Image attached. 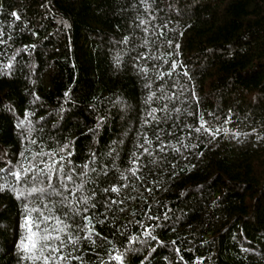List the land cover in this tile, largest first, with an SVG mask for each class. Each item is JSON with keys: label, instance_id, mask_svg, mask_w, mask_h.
<instances>
[{"label": "trees", "instance_id": "1", "mask_svg": "<svg viewBox=\"0 0 264 264\" xmlns=\"http://www.w3.org/2000/svg\"><path fill=\"white\" fill-rule=\"evenodd\" d=\"M53 159L79 191L7 189ZM0 168V264H33L37 207L72 226L60 264H264V0H0Z\"/></svg>", "mask_w": 264, "mask_h": 264}, {"label": "snow or ice", "instance_id": "2", "mask_svg": "<svg viewBox=\"0 0 264 264\" xmlns=\"http://www.w3.org/2000/svg\"><path fill=\"white\" fill-rule=\"evenodd\" d=\"M13 17L19 18L17 16V13L13 12L11 13ZM141 24L144 23L143 20L140 21ZM10 63L7 65H4L5 68H10ZM67 95V93L65 94ZM23 123V122H21ZM204 122H202L201 127H203ZM19 127V125H18ZM197 131H200V129H197ZM204 131H206L209 135H218L219 130H216L213 132L212 129L204 128ZM224 131H228L225 129ZM236 135H239V133H236ZM35 143V141H34ZM63 151V149H61ZM145 152L148 150L145 148ZM49 155V153L39 152L34 154L33 161L37 156H45ZM51 156L55 157L56 153H51ZM135 155V154H134ZM21 156H23V153H21ZM33 161H28L29 167H25L23 164H20L17 168L16 166H13V170H10L7 172L8 176H11L17 184H20L22 181L24 183L31 184L32 187L25 189H17L13 188L11 185L7 186V189L11 191L16 199L23 198L25 201H28L29 198H33L34 200H38L43 204V201L46 199H49L51 196H62L63 193L59 191L60 188H63L68 191L69 195L73 191H79L82 185H76L74 189L68 188V185L64 183V181L67 182H74L73 176L69 173L72 172V169H68L67 172H64L62 169L60 170V174L63 175V181L60 182L59 187L52 185V178L53 174L57 172V169L55 168V165L58 163L56 159H53L51 162V165L48 163L41 161V163L44 164L43 168H38L36 164ZM59 161H63V157L59 158ZM136 160L133 159L132 163L133 165L136 164ZM84 168H87L88 165L85 164L83 166ZM33 169H36V173L38 175H29L32 173ZM129 171H132L133 174H135V169H129ZM5 169L0 168V173H4ZM81 176H84L85 173L81 172ZM38 176H43L44 180L39 181L40 183L47 182L49 187L48 188H39L36 187V184L38 182ZM5 187L4 185H0V191H4ZM113 192L117 191V188L115 185L111 189ZM49 202L50 199H49ZM61 204H65L64 200L60 201ZM87 203L85 199V204ZM72 201H67L66 206L71 208ZM24 207L26 210H29L28 203L26 202L24 204ZM44 208H47V204H43ZM30 211L35 212L36 218L33 219L31 216H25L23 218L24 223L21 225L22 227H26L27 234L26 236L22 237L21 240L18 242V249L21 250L23 253H25L26 258L33 262V264H60V261H64L67 259H78L77 257H66L64 254L65 249V243L64 240L61 238L62 236H65L67 238L68 244H74L76 241V237L72 235L71 233V227L68 224H65L63 219H61L59 216L53 217L52 215H46L40 208H32ZM84 212H87V208L85 207L83 209ZM64 216H68L67 212L63 213ZM76 215H79V210L73 212L72 218ZM49 221H54L56 224V227L53 228L51 224H49ZM82 221L88 222L89 217L87 215L82 217ZM88 228V224L85 223V229ZM147 231V230H146ZM135 238H130L128 242L131 244L133 243ZM58 242V243H57ZM24 258V257H22ZM114 259L116 261H119L120 264H123V257L119 254L114 255ZM103 264V262H101Z\"/></svg>", "mask_w": 264, "mask_h": 264}]
</instances>
